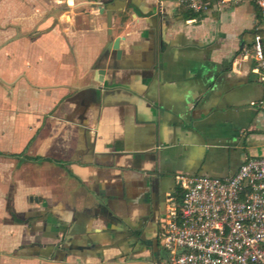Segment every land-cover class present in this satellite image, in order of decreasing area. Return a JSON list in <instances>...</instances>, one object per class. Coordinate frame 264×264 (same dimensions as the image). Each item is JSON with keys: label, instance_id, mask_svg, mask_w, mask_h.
<instances>
[{"label": "crops", "instance_id": "1", "mask_svg": "<svg viewBox=\"0 0 264 264\" xmlns=\"http://www.w3.org/2000/svg\"><path fill=\"white\" fill-rule=\"evenodd\" d=\"M179 8L0 0V264H166L176 175L264 157L253 0Z\"/></svg>", "mask_w": 264, "mask_h": 264}, {"label": "built area", "instance_id": "2", "mask_svg": "<svg viewBox=\"0 0 264 264\" xmlns=\"http://www.w3.org/2000/svg\"><path fill=\"white\" fill-rule=\"evenodd\" d=\"M243 0H174L178 7L207 13ZM253 54L264 82V0ZM264 108V96L259 101ZM181 201L169 213L162 237L166 264H264V157L245 159L227 178L178 174Z\"/></svg>", "mask_w": 264, "mask_h": 264}, {"label": "trees", "instance_id": "3", "mask_svg": "<svg viewBox=\"0 0 264 264\" xmlns=\"http://www.w3.org/2000/svg\"><path fill=\"white\" fill-rule=\"evenodd\" d=\"M256 7V18L257 19H260L261 18V15H260V11L259 9L257 8V6L255 5ZM179 10L181 11L180 14H179V18H183V19H196L197 21H200L203 17H204V14L205 13H202V12H195L193 10H190V9H187L185 7H180ZM248 33H251V35H253V37H255L256 35V30L254 31H245L244 34H248ZM263 35H264V32H263ZM24 153H21V154H7V153H4L2 151H0V155L2 156H12V157H20L22 156ZM26 159L28 160H37V161H41L42 159L38 158V159H35L33 157H25ZM181 194V189L179 188V195Z\"/></svg>", "mask_w": 264, "mask_h": 264}, {"label": "water", "instance_id": "4", "mask_svg": "<svg viewBox=\"0 0 264 264\" xmlns=\"http://www.w3.org/2000/svg\"><path fill=\"white\" fill-rule=\"evenodd\" d=\"M119 8V1H114L107 6L103 7L100 6V12L104 13L106 12L107 15V27H108V33L112 34L113 32V12L114 10H117ZM122 40V37L118 36L114 40L110 41L108 43V47L115 50L117 55L120 56L121 54V48H120V42Z\"/></svg>", "mask_w": 264, "mask_h": 264}]
</instances>
